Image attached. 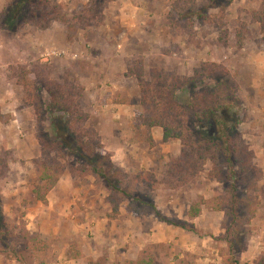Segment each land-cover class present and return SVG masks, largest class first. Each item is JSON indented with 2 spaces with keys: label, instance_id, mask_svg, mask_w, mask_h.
<instances>
[{
  "label": "rangeland",
  "instance_id": "374dc122",
  "mask_svg": "<svg viewBox=\"0 0 264 264\" xmlns=\"http://www.w3.org/2000/svg\"><path fill=\"white\" fill-rule=\"evenodd\" d=\"M7 1L0 0V9ZM205 1L177 0L176 3L169 1L164 8V12L162 11L163 13L158 18L161 20L169 19L175 25L174 27L171 26V37L182 31V34H188L189 40L187 41L192 45L193 52L191 49L188 53L185 47L181 49L173 48L168 50V53H165L168 57H162L164 59L158 62L151 61V55L147 53L144 59L131 58L127 60L128 70L136 61L142 62L145 79L153 83L151 88L157 89L158 85L156 80L152 78V71L158 70L175 73L180 76H189L201 63L210 61L227 67L240 85L242 49H247L250 43H254V40L260 39L258 41L259 45L264 43L263 28L259 38L253 32V23L259 22L255 19V13L264 8V1L234 0L233 4L235 3V5L231 11L229 10L230 7L225 12L212 9L208 12L207 19L197 21L194 18L190 20V10L201 9ZM52 2L59 9L49 20L48 27L41 28L34 24H27L17 33L6 34L0 31V194L3 198L6 216L11 225L10 229L18 232L19 225L22 222L29 229L28 222L31 219L28 216L30 210L38 202L33 195V182L37 180L39 175L35 161L42 155L41 139H49L47 136L51 134V126L49 118H45V121L41 123L34 106L25 103L26 90L22 81L24 75H27L30 81H35L37 74L41 72L49 80H69L81 88L79 99L82 101L83 110L89 115L87 126L97 131L103 144L104 153L110 154L111 158L112 154L107 150L103 141L109 131L106 128L102 130L101 134L98 131L99 119L92 113V109H94L93 101L100 100L107 103L108 100H113L115 103L126 104V108H129V104H136V112L132 122L134 125H132V128L130 126L127 128L123 127V129L122 127L118 128V131L123 132V135L119 138L117 134L116 137L112 138L113 142L123 141L139 145L138 147L145 151L146 154L155 152L157 159L151 170L144 171L147 173V181L152 182L153 189L146 188V186L148 187V182L142 184L141 181L130 179L132 181L130 186L133 187L132 192L135 193L140 190L141 193L139 195L143 198H148L153 190L156 192V190L160 189L159 181H167L165 183L168 186V188L165 187L166 190L170 186V191L175 192L177 189L179 191L178 194L181 193L182 195L180 203L176 202L172 206L169 205L170 210H173L174 213L172 218L188 221L189 226L193 224V231L184 230L190 236L199 239V241H207V247H211L210 249L208 248V256L206 257L186 252V255L182 258L176 257L179 259H175V264H223L221 251L224 250L225 245L216 241L212 235L218 233V236H220L225 232L224 213L211 211L207 206H202L201 216L192 219L189 217L188 211L194 203H200L202 199H212L216 191L224 192V185L220 181L222 179L225 180V175L217 178L214 174V165L210 160L202 161L200 163L201 168L194 171L189 166L190 164L177 165L176 159L181 154L180 156L167 155L162 148H155L157 144L154 143L147 130L149 127L145 125L144 132L140 130L141 125H144L138 120V115L142 113L141 88L136 76L127 75L128 70L125 76L112 77L111 79L113 80L110 82H104L103 88L105 90L102 89L104 92L99 98L94 97V94L90 93H95L91 91L90 87L86 89V82L92 76L89 67L92 64L91 62L94 61L93 59L90 60L91 56L96 51L107 53L109 50L114 52V55L121 56L125 49V45L122 42L124 37L119 38L118 35H116V38L112 36L113 39H106L103 42L97 40L100 35L104 34L102 26L105 23L107 16L105 12L111 0H52ZM254 3H257V5ZM260 3V10H256ZM259 23L262 25L261 22ZM202 51L204 55L200 57H203V59L196 66H190L187 70L182 69V67L188 66L187 62L190 60V55H195V57L200 59L196 54ZM47 52H51L52 55H46ZM108 76L110 77L111 75ZM239 94L241 100L240 111L243 118L240 129L244 140L254 153L253 162L258 167L259 173H256L257 175L253 178L259 180L258 185L261 188L250 192L259 201V206L256 216L249 223V230L246 235V249L240 256V264H264L262 263V258L264 257V168L258 160L260 159L259 153L262 145L257 142L258 140H263L260 132L257 131L259 128H263L264 122L254 120V118H257V113L241 92V86ZM107 110L112 112V108ZM135 123H141L140 127L138 128ZM111 128L114 127L111 126ZM172 140L171 144H173L174 140L180 144L182 153L184 143L178 139ZM168 142L163 139V143ZM152 148H155L154 151ZM60 156L67 168L64 172L65 175L73 177L74 181H96V178L90 174L82 176L70 169V164L74 160L70 153L67 152L66 154L63 152ZM112 161L119 167V164L113 158ZM218 168L225 172L226 168L222 163L219 164ZM140 172L128 173L133 177ZM12 181H26L25 187H19L21 190L15 193L14 186L10 185ZM196 182L198 183L197 190L194 186ZM98 184L102 186V184ZM186 190L195 192H190L189 194L186 193ZM196 192L198 194H194ZM182 193H185L184 196ZM142 211L146 212V210ZM213 212H216L214 213L216 216L213 217L214 219L212 217L209 218V215ZM153 213L156 214L155 212ZM245 227L247 226L244 225V229H246ZM30 231L39 235L50 244L49 250L43 255L47 263V260H51L52 257V243L46 240L44 235L31 229ZM7 240L10 243H15V236H10ZM192 241H194L193 238ZM216 242L218 244H215ZM17 246L19 245L17 244ZM5 248L7 247L4 244L0 245V249ZM159 250L160 247H158L159 264H165L167 259L165 255H163V258L159 257ZM167 254L168 252H166ZM13 262H15L14 264H21L16 260L10 259L8 254L0 253V264H13ZM37 264L42 263L37 262Z\"/></svg>",
  "mask_w": 264,
  "mask_h": 264
},
{
  "label": "trees",
  "instance_id": "16d2710c",
  "mask_svg": "<svg viewBox=\"0 0 264 264\" xmlns=\"http://www.w3.org/2000/svg\"><path fill=\"white\" fill-rule=\"evenodd\" d=\"M233 2L206 0L201 9L190 10V20L207 19L212 9L225 12ZM58 9L52 0H8L0 9V31L17 33L27 24L46 28ZM255 19L262 23L264 30V8L255 13ZM127 75L136 76L141 88L142 113L138 115V120L149 128L161 127L165 142L178 139L184 143L181 156L176 159L177 165L187 163L196 171L201 168L202 161L210 160L215 176L220 178L225 175V180L220 181L224 192L216 191L212 199L194 203L188 215L192 219L199 217L202 206L224 213L225 232L212 237L225 245L221 251L223 264H240V256L246 249L249 223L256 216L259 206V201L250 192L261 188L259 180L253 178L259 173L253 162L254 153L240 129L243 118L240 85L236 77L224 65L210 61L201 63L189 76L152 71L157 89L151 88L153 83L145 79L142 62L136 61L131 65ZM22 82L26 90L25 103L34 106L41 123L49 118L51 126L49 139H41L42 155L35 161L39 173L33 182L36 200L48 203L50 192L67 169L60 155L68 152L74 158L70 164L72 171L82 176H94L109 192L108 201L113 208L111 217L118 215L120 205L131 198L140 210L154 211L160 221L194 230V225L189 226L188 221L164 217L150 196L141 197L140 190L132 192L130 179L142 184L148 182L147 189H153V184L147 181L146 172L141 171L132 177L112 161L110 154L104 153L97 131L87 126L89 115L82 108L79 86L69 80H49L41 72L35 81L24 75ZM135 125L139 128L141 123ZM220 163L225 165V172L218 168ZM10 227L0 194V245L7 247L0 249V253L8 254L10 259L21 264H43V255L50 244L27 229L23 222L18 232ZM10 236H15V243L7 240ZM124 264H159L158 246H149L136 260H128Z\"/></svg>",
  "mask_w": 264,
  "mask_h": 264
},
{
  "label": "crops",
  "instance_id": "0c3cea01",
  "mask_svg": "<svg viewBox=\"0 0 264 264\" xmlns=\"http://www.w3.org/2000/svg\"><path fill=\"white\" fill-rule=\"evenodd\" d=\"M169 1L177 2V0H111L102 26L104 34L97 40L103 42L118 35L119 38L124 37L122 42L125 49L121 56L114 55L110 48L107 53L96 51L91 56L90 60L93 59L95 63L91 62L93 65L89 67L92 76L86 82V89L90 87L91 91L95 92H90L94 97L99 98L103 94L104 82H110L113 80L112 77L125 76L128 70L126 62L131 58L144 59L148 53L151 55V61L158 62L168 57L165 53L173 48L185 47L188 53L191 49L193 52L192 45L187 41L188 34H182V31L171 37L172 27L175 25L169 19H158ZM234 5L235 3L230 6V11ZM260 8L261 3L256 10ZM253 24V32L259 38L263 32L262 25L259 22ZM259 40H254L247 49H242L240 86L241 92L257 113L259 119L254 120L264 122V43L260 42L259 45ZM196 55L203 56L204 52H198ZM202 59L203 57L199 59L195 55H190L188 66L182 69L194 67ZM93 102L92 113L99 119L98 131L100 134L104 128L109 131L103 141L113 160L128 172L151 170L157 159L155 152L146 154L138 147L139 145L123 141L113 142L112 139L117 134L119 138L122 137L123 132L118 131V128L128 126L132 128L136 104H129V108H126V104L115 103L113 100H108L107 103L100 100ZM108 108H112V112L107 110ZM111 126L114 128L110 129ZM140 130H145V125H141ZM147 130L157 144L155 148H162L167 155L180 156L181 146L176 140L173 144H171L173 140L163 143L161 127L156 126ZM257 132H260L263 138L257 142L262 145L258 160L264 168V123L263 128H259ZM159 182L160 189L156 192L153 190L150 198L164 217L172 218L174 213L169 205L180 203L182 195L178 194L177 189L176 193L170 191V186L166 190L167 181ZM25 183L26 181H12L10 185L14 186L13 189L17 193L21 190L19 187H25ZM194 186L197 190L198 183H194ZM190 192L195 191L186 190V193ZM182 194L184 196L185 193ZM108 196L109 192L103 185L99 186L97 181H74L73 177L64 174L50 192L48 203L44 204L41 201L36 203L28 216L31 219L28 228L44 235L46 240L52 243V257L47 263L45 261V264H124L128 260H136L151 245L160 247L159 257L163 258L165 255L167 259L165 264H175V259L182 258L186 252L208 256V248L211 247H207V241H199L184 229L160 221L154 211L146 209V212H143V209L140 210V207L131 202V198L120 205L118 215L111 217L113 208ZM214 213L216 212L211 213L209 218L214 219L216 216ZM214 235L218 236V233Z\"/></svg>",
  "mask_w": 264,
  "mask_h": 264
},
{
  "label": "built area",
  "instance_id": "2783aa9c",
  "mask_svg": "<svg viewBox=\"0 0 264 264\" xmlns=\"http://www.w3.org/2000/svg\"><path fill=\"white\" fill-rule=\"evenodd\" d=\"M53 54H55V52H53ZM46 55L49 56V55H52V53H51V52H47ZM44 56H45V55H44Z\"/></svg>",
  "mask_w": 264,
  "mask_h": 264
}]
</instances>
